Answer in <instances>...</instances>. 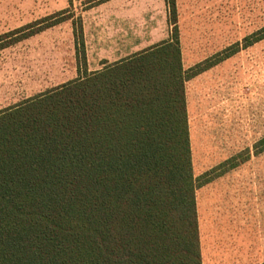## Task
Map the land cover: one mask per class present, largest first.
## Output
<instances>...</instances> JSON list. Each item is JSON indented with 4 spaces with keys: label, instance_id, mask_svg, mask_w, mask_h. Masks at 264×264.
<instances>
[{
    "label": "trees",
    "instance_id": "obj_1",
    "mask_svg": "<svg viewBox=\"0 0 264 264\" xmlns=\"http://www.w3.org/2000/svg\"><path fill=\"white\" fill-rule=\"evenodd\" d=\"M166 2L171 37L97 72L80 19L82 74L0 111V264H202L209 179L194 175L185 85L234 52L184 69ZM54 18L1 35L0 50L67 20Z\"/></svg>",
    "mask_w": 264,
    "mask_h": 264
},
{
    "label": "rangeland",
    "instance_id": "obj_2",
    "mask_svg": "<svg viewBox=\"0 0 264 264\" xmlns=\"http://www.w3.org/2000/svg\"><path fill=\"white\" fill-rule=\"evenodd\" d=\"M176 9L185 68L234 52L186 83L194 174L235 156V171L256 187L264 211V39L245 47L264 28V0H176ZM47 16L67 20L0 50V111L78 78L80 19L90 71L173 30L166 0H0V36Z\"/></svg>",
    "mask_w": 264,
    "mask_h": 264
},
{
    "label": "crops",
    "instance_id": "obj_3",
    "mask_svg": "<svg viewBox=\"0 0 264 264\" xmlns=\"http://www.w3.org/2000/svg\"><path fill=\"white\" fill-rule=\"evenodd\" d=\"M84 42L88 69L85 32ZM131 55L114 62L103 58L101 69L94 71L88 69V72L101 71L107 65L126 59ZM184 69L189 68L184 67ZM77 71L79 77L82 73L79 72L78 66ZM238 165L234 156L227 158L215 167L209 168L199 176L194 174L196 177L206 176L209 179L196 192L202 264L264 263V259L258 262L260 251V255L264 253V211H259V197L256 187L253 192L250 190L251 186L248 189L242 183L243 175L235 171Z\"/></svg>",
    "mask_w": 264,
    "mask_h": 264
}]
</instances>
